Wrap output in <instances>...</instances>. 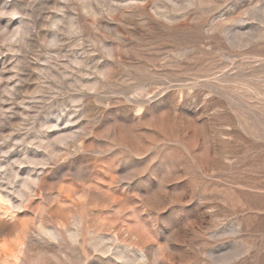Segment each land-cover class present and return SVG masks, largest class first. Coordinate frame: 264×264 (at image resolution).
Here are the masks:
<instances>
[{"label": "rangeland", "instance_id": "374dc122", "mask_svg": "<svg viewBox=\"0 0 264 264\" xmlns=\"http://www.w3.org/2000/svg\"><path fill=\"white\" fill-rule=\"evenodd\" d=\"M0 264H264V0H0Z\"/></svg>", "mask_w": 264, "mask_h": 264}]
</instances>
